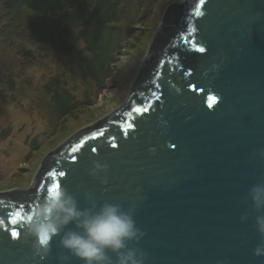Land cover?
I'll return each mask as SVG.
<instances>
[{
    "label": "water",
    "instance_id": "95a60500",
    "mask_svg": "<svg viewBox=\"0 0 264 264\" xmlns=\"http://www.w3.org/2000/svg\"><path fill=\"white\" fill-rule=\"evenodd\" d=\"M261 151L264 0L171 3L127 101L47 154L29 188L0 192V264H83L60 246L80 231L74 222L43 258L24 235L34 205L58 186L81 209L130 212L145 235L128 247L145 264H264L243 202L264 182ZM93 161L106 173L91 175Z\"/></svg>",
    "mask_w": 264,
    "mask_h": 264
},
{
    "label": "rangeland",
    "instance_id": "374dc122",
    "mask_svg": "<svg viewBox=\"0 0 264 264\" xmlns=\"http://www.w3.org/2000/svg\"><path fill=\"white\" fill-rule=\"evenodd\" d=\"M184 1L123 0L117 24L122 50L101 89L87 67L83 42L56 31L53 16L0 0V192L29 188L47 154L127 101L166 9ZM56 75L78 106L64 118L45 87ZM5 132L9 135H1Z\"/></svg>",
    "mask_w": 264,
    "mask_h": 264
},
{
    "label": "clouds",
    "instance_id": "9594fccd",
    "mask_svg": "<svg viewBox=\"0 0 264 264\" xmlns=\"http://www.w3.org/2000/svg\"><path fill=\"white\" fill-rule=\"evenodd\" d=\"M107 167V164L93 161L90 174L95 176L97 171L106 173ZM104 182H107L106 178ZM249 200L250 209L255 213L254 227L264 237V182L259 181L250 187L243 202L248 204ZM248 218L249 212L245 211L241 219ZM73 222L80 231L65 232L60 238V246L83 264H111L108 251L117 255V264H145L146 254L128 247L129 241L139 240L145 235L136 226L130 212L123 211L120 204L111 202L103 203L98 211L81 209L75 197L63 187L46 193L34 205L30 219L25 222L24 235L33 238L34 254L43 258L49 253L53 238ZM253 254L264 256V239ZM67 259V256L61 257L62 261Z\"/></svg>",
    "mask_w": 264,
    "mask_h": 264
},
{
    "label": "trees",
    "instance_id": "16d2710c",
    "mask_svg": "<svg viewBox=\"0 0 264 264\" xmlns=\"http://www.w3.org/2000/svg\"><path fill=\"white\" fill-rule=\"evenodd\" d=\"M33 13L53 16V26L69 40L83 42L89 52L87 67L101 89L111 72L115 55L122 50V35L117 27L123 0H13ZM104 72L102 73V69ZM14 87V84H12ZM59 118L77 109L76 97L58 75L46 84ZM9 133H1V135ZM37 149V139L33 140Z\"/></svg>",
    "mask_w": 264,
    "mask_h": 264
},
{
    "label": "snow or ice",
    "instance_id": "6c2138e0",
    "mask_svg": "<svg viewBox=\"0 0 264 264\" xmlns=\"http://www.w3.org/2000/svg\"><path fill=\"white\" fill-rule=\"evenodd\" d=\"M198 14H199V13H198ZM199 51H200V52H203V51H204V48H200ZM137 111H139V109H137ZM94 150H95V149H93V151H94ZM58 187H59V186H58ZM12 235H13V236H17L18 234H17L16 232H13Z\"/></svg>",
    "mask_w": 264,
    "mask_h": 264
}]
</instances>
